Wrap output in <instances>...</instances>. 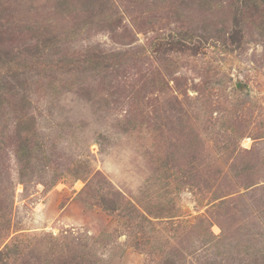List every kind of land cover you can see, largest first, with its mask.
<instances>
[{"label":"rangeland","instance_id":"1","mask_svg":"<svg viewBox=\"0 0 264 264\" xmlns=\"http://www.w3.org/2000/svg\"><path fill=\"white\" fill-rule=\"evenodd\" d=\"M0 264H264V0H0Z\"/></svg>","mask_w":264,"mask_h":264},{"label":"trees","instance_id":"2","mask_svg":"<svg viewBox=\"0 0 264 264\" xmlns=\"http://www.w3.org/2000/svg\"><path fill=\"white\" fill-rule=\"evenodd\" d=\"M97 63V62H96Z\"/></svg>","mask_w":264,"mask_h":264}]
</instances>
